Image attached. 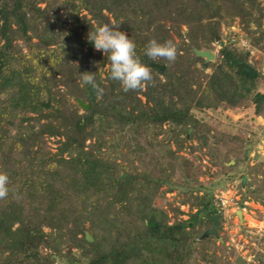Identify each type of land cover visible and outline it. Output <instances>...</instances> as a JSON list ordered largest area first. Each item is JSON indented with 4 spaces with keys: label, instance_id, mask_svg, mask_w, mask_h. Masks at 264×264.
Returning <instances> with one entry per match:
<instances>
[{
    "label": "trees",
    "instance_id": "16d2710c",
    "mask_svg": "<svg viewBox=\"0 0 264 264\" xmlns=\"http://www.w3.org/2000/svg\"><path fill=\"white\" fill-rule=\"evenodd\" d=\"M238 11L246 42L264 49L259 0H0V173L9 181L0 198V264H48L53 255L31 244V229L42 227L49 237L63 232L86 264L193 260L186 230L218 213L211 191L200 184L205 191L196 212L169 223L153 204L162 184L170 185L165 173L153 177L101 156L87 141L104 120L156 132L167 124L174 135L192 128L196 136L200 115L221 114L224 103L249 100L254 115L264 112V89L256 90V74L243 69L251 66L247 53L221 39V25ZM99 23L119 25L134 41L152 76L143 90L124 92L108 79L107 54L93 52L87 39ZM150 39L172 41L175 60L148 61L143 49ZM214 42H220L214 59L195 54ZM84 72L93 73L102 93L82 86ZM190 139L176 136L178 149ZM66 260L79 262L74 255Z\"/></svg>",
    "mask_w": 264,
    "mask_h": 264
},
{
    "label": "rangeland",
    "instance_id": "374dc122",
    "mask_svg": "<svg viewBox=\"0 0 264 264\" xmlns=\"http://www.w3.org/2000/svg\"><path fill=\"white\" fill-rule=\"evenodd\" d=\"M259 3L263 8L264 29V0ZM243 14L235 12L230 24L221 25V39L224 43L231 40L236 47L239 43L244 48L247 61L256 70V90L264 89V49L246 42L240 23ZM182 31H186L185 26ZM261 44L264 45V36ZM219 48L220 42L212 43L210 51L214 57ZM93 52L100 51L93 48ZM221 111V114H201L196 136L192 135V128L174 135L167 124L156 132L151 127L104 120L96 125L95 136L87 143L95 144L97 154L150 171L153 177H161L164 172L170 185L162 184L153 204L164 211L169 223L188 220L196 212L205 191L197 188L200 184L211 191L220 215L221 239L200 238L211 225L207 219L188 227L185 235L195 248V256L189 264H264V112L254 115L249 100L234 107L224 103ZM176 136H191V139L179 150ZM200 136L202 140L198 141ZM203 136L206 137L204 145ZM48 144L55 148L53 138L48 139ZM246 154L247 158L242 160ZM230 165L234 167L229 168ZM242 177H246L244 186ZM48 233L46 227L31 229L33 247L41 254L53 255L48 264L62 262L68 255L76 256L77 263L86 264V259L80 257L63 232L52 231V237Z\"/></svg>",
    "mask_w": 264,
    "mask_h": 264
},
{
    "label": "clouds",
    "instance_id": "9594fccd",
    "mask_svg": "<svg viewBox=\"0 0 264 264\" xmlns=\"http://www.w3.org/2000/svg\"><path fill=\"white\" fill-rule=\"evenodd\" d=\"M118 26L117 24L99 23L87 39L95 50L103 55L107 54L108 79L119 82L124 92L142 89L152 80L150 69L147 63L141 62L137 56L134 41L120 31ZM143 52L148 61H156L158 58L174 61L176 58V46L172 41L158 42L150 39L144 46ZM80 74L82 86H90L98 94L102 93L103 90L96 83L93 73ZM8 182V176L0 173V198L8 195Z\"/></svg>",
    "mask_w": 264,
    "mask_h": 264
},
{
    "label": "water",
    "instance_id": "95a60500",
    "mask_svg": "<svg viewBox=\"0 0 264 264\" xmlns=\"http://www.w3.org/2000/svg\"><path fill=\"white\" fill-rule=\"evenodd\" d=\"M23 29H24V26H23ZM195 54L200 56V57H204L205 60H212L214 55L212 53H210V51L208 50H198L196 48L193 49ZM152 65L159 69V70H162L164 68V65L163 64H158V63H154L152 62ZM243 69L245 70L246 73H248L251 77H254L255 74H256V70L254 68H252L251 66L249 65H244L243 66ZM77 103L79 105H81L82 107H84L85 109L88 108V104H84L82 103L81 100H78ZM47 105V103L45 104V106ZM246 181V177H242V181H241V185L244 186V183ZM238 217L240 220H242V215H241V211H238ZM219 218H220V215L218 213H215V214H212L210 215L208 218H207V221L209 223H211L210 227L205 229V231L202 233V235L200 236L201 239H204V238H207L209 236H213L215 238H219V233H218V230L220 229V225H219ZM84 235H85V238L88 240V241H92V237L91 235L85 231L84 232ZM56 264H73V263H70L68 262L67 260H64L62 262H59L57 261ZM74 264H80V263H74Z\"/></svg>",
    "mask_w": 264,
    "mask_h": 264
}]
</instances>
